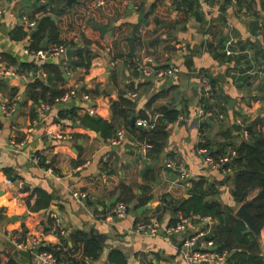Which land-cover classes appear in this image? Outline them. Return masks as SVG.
Listing matches in <instances>:
<instances>
[{"label":"crops","instance_id":"1","mask_svg":"<svg viewBox=\"0 0 264 264\" xmlns=\"http://www.w3.org/2000/svg\"><path fill=\"white\" fill-rule=\"evenodd\" d=\"M155 1L129 0L128 12L122 19H113L112 26L124 22L136 25L141 31L146 24L143 23L145 14ZM165 3L169 7L170 18L176 19L179 0H174V5L169 0ZM260 5V0H194V10L188 18L151 43L158 52L167 45L175 48L164 54L162 63L150 57L141 59L140 52L134 51L135 62L154 69L177 66L179 73L171 80L147 79L138 70L135 72L130 63L112 60V32L107 28L103 36L100 33L106 48H88L95 56L87 71L71 67L77 56L67 60L64 54L46 61L58 65L63 71L66 84L57 88L76 92L74 98L55 103L49 111H40L24 97L26 85L21 81L0 77V104L9 100L12 92L21 97L11 123L0 116V254L12 256L17 264H40L26 247H18L13 233L21 238L25 231L24 245L34 238L43 246L58 244L54 229L47 230L52 213L58 216L66 234L80 230L102 243L99 260L92 264H106L112 250L120 251L128 264H186L179 249L188 238L196 235H201L198 247L204 250L207 245L204 237L216 224L210 218L193 219L183 232L169 234L166 230L174 215L172 207H168L161 214L156 235L137 234L133 229L138 222L154 216L163 197L179 202L191 196L187 183L177 182L176 172L165 167L167 159L181 161L190 172L191 180L203 178L210 191L207 201L218 202L235 215L240 205L231 196L233 174L223 175L205 166L197 148L202 136L204 144H208L209 156L217 154L218 147L224 143L228 144L224 151L228 154L245 141V127L253 121L264 125V50L255 39ZM138 7L144 11L137 10ZM40 8L41 4L35 0H0V9L3 10L0 19V69L17 68L23 63H33L35 68L39 64L38 60L24 54L27 42L12 41L9 34L19 27V18L23 16L36 21L41 16ZM154 18L150 15L147 20L153 21ZM209 27L216 28L218 34L215 38L211 34L213 31L206 32ZM214 39L216 46L210 51L209 42ZM228 41L233 44L231 56L223 52ZM75 45L76 48H85L80 41ZM133 48L130 47L131 51ZM248 54L252 57L249 58ZM9 59L15 60L16 64L11 65ZM201 75L208 77L215 91L214 100L210 103L212 109L209 110L213 117L207 120H199L198 117L203 108L198 91ZM85 90L90 101L83 98L85 93L82 91ZM157 94L162 96L151 102ZM121 97L131 103L129 120L131 117L136 121L142 119L141 115H147L149 119L159 116L157 124L160 115L156 110L161 106L181 112L179 117L185 120L179 124H167L168 136L159 154L151 155L148 147L139 142L142 129L129 130L130 126L124 128L122 121L112 120L111 105ZM70 107L77 108L80 117L89 115L95 120L113 122L117 125L116 132L125 131L123 142L109 148L99 132L80 126L78 121L57 122L58 113ZM238 127L240 131L236 129ZM28 132L30 136L24 141L23 135ZM48 133L62 134L66 138L53 139ZM224 133L228 136L225 137ZM38 154L49 160L54 173L50 174L38 166ZM5 168L13 169L18 179L14 182L7 180L2 172ZM120 184L132 188L138 197L135 204L141 198L149 197V210L135 218L128 214L119 221H106V215L119 197ZM24 189L29 193L23 192ZM35 189L49 195V208L32 211L27 207V200L30 207L34 206ZM257 193L258 190L251 191L248 199ZM30 194L33 196L28 197ZM82 195L85 196L80 198ZM114 199L115 203H112ZM137 218H140L138 222ZM260 237L264 252V230Z\"/></svg>","mask_w":264,"mask_h":264},{"label":"trees","instance_id":"2","mask_svg":"<svg viewBox=\"0 0 264 264\" xmlns=\"http://www.w3.org/2000/svg\"><path fill=\"white\" fill-rule=\"evenodd\" d=\"M67 1L35 0V2L43 6L39 9L41 16L35 21L37 28L33 35L30 36V32H25L22 27H15L10 32L9 37L15 42L26 41V48L33 51L59 46L74 48L76 47L74 39L77 38L87 51L77 56L72 61L71 67L73 69L81 68L85 71L90 68L91 61L95 56L88 48L92 46L102 49L106 48L104 39L97 27H104L112 32L111 59L130 63L136 72L140 62L134 61V51L140 52L141 59L150 57L157 63H162L165 60L164 54L175 48L167 45L161 52H158L153 49L154 44L151 45V43L162 34H167L176 24L184 22L190 12L194 10V0H179L177 17L176 19H171L169 7L165 3L167 0H156L145 14L143 23L146 22V24L144 28L141 31L138 28L134 31L133 25L129 23L121 22L114 26L111 24L113 19H122L128 12L129 0H75L71 6L67 5ZM169 1L174 5V0ZM98 2H102L103 5L98 6ZM263 2L264 0H260V3ZM136 3H133L134 6ZM137 10L144 11L141 7H138ZM150 15L155 16V18L153 21L148 22L147 19ZM52 16L56 18V21L51 19ZM209 31H213L211 33L213 38L218 34L215 32V27H209L206 32ZM130 42L133 43V51L130 49ZM213 46H216V39L209 42L210 51ZM9 60L11 65L16 64L15 60ZM16 67L21 72L34 70L33 63H23ZM161 68H167V66ZM43 69L46 73V80L36 79L26 85L24 92V97L37 107L45 103L53 106L56 100L61 99L66 93L71 91L57 88L58 85L64 86L66 84L61 67L53 63H45ZM82 92L88 94L86 90ZM93 94H96V91ZM14 95L15 93L12 92L11 97ZM161 96L162 94L153 96L151 102ZM201 104L206 110L212 109V105L207 101L202 100ZM131 109V103L121 97L119 101L111 105L112 120H120L123 127L128 128L130 126L129 112H131ZM77 110L75 107H70L59 112L57 122L70 120L75 123L78 121L80 126L99 132L103 140L108 141L114 137L117 125L113 124V122L95 120L89 115L80 117L77 114ZM156 113L160 115L157 124L151 130L142 129L138 138L140 143L148 147L151 155L161 152L168 136L167 124L175 123L181 112L176 111L175 108L161 106L156 110ZM141 118L149 119L147 115H141ZM0 128H2L1 120ZM236 129L237 131L241 130L240 127ZM245 130L249 135L248 140L242 142L235 149L236 156L228 163L231 168V174H233L234 184L231 196L238 205L250 202L247 210L255 224L262 231L264 230V125L253 121L249 126L245 127ZM224 136L227 137V133H224ZM227 146L228 144L226 143L220 145L217 154L212 157L218 159V157L224 156ZM198 148L206 149L207 153L210 151L206 143L199 144ZM37 156L39 160L38 166L44 170L51 169L54 173L52 164H46L44 157L39 156V154ZM2 172L10 182L18 179L13 169L5 168ZM191 182L192 187L189 189L190 198L179 202L171 201L166 196L162 198L161 205L154 212V217H156L157 221L161 220V214L168 207H172L171 212L174 215L169 221V227L174 226L178 222V213L192 218V220L193 217L215 220L216 224L210 227L204 237V241L211 242L213 246H216V252L228 253L227 264H264L261 237L253 233L244 234L246 230L244 221L237 218L231 210L227 211L218 202L207 201L210 191L205 186L203 178ZM141 189L142 191L146 190L144 188ZM253 190H258V193L249 200L248 196ZM118 191L119 197L116 203H123L128 206L129 211H135L137 208L146 205L150 200L149 197L141 198L135 204V199L138 197L133 193L132 188L125 184H120ZM23 192L29 193V190L24 189ZM33 195L36 196L34 206L30 207V203L27 200V207L31 208L32 211H37L40 208H49L51 199L45 191L35 189ZM33 195L30 194L28 197ZM139 219L137 218L136 221L138 222ZM47 223L49 224L47 230H50V228L54 229V222L51 218ZM22 233L21 238L17 237V233H13V237L18 244L26 243L25 231ZM54 234L58 238L59 243L53 246L40 245L39 251L52 254L62 264H85L86 260L90 262L99 260L103 246L96 238L90 237L87 233L80 230L72 231L65 236L60 235L59 231L55 230ZM0 264H17V262L10 255L0 254ZM106 264H128V262L120 251L112 250L108 255Z\"/></svg>","mask_w":264,"mask_h":264},{"label":"built area","instance_id":"3","mask_svg":"<svg viewBox=\"0 0 264 264\" xmlns=\"http://www.w3.org/2000/svg\"><path fill=\"white\" fill-rule=\"evenodd\" d=\"M10 1V0H9ZM189 1V0H185ZM43 3V2H42ZM103 5L102 2H98V6ZM3 10L0 9V19L2 18ZM18 26L22 27L26 32H31L34 30L36 26V22L23 16L19 18ZM256 34L255 39L258 41L260 48L264 50V2L261 3L259 11H258V17L256 19ZM78 39H74V43L78 44ZM232 41H228L225 43V46L223 47V52L226 56L233 55L232 51ZM77 47V46H76ZM74 47V48H76ZM68 48L64 46L59 47H52L46 50H28L27 48L24 49V54L30 57H33L34 59L38 60L39 64L37 65L34 70H27L24 72H21L17 68H7L3 67L0 69V77L2 78H14L19 81H21L23 84L27 85L29 83H32L36 79L46 80V73L43 69V65L46 63V61L50 58H57L65 54L66 50ZM248 57L251 58L252 56L248 54ZM250 60V59H249ZM137 70L142 74L143 77L147 79L152 80H166V79H173L177 76L179 73V68L177 66H169L167 68H157L154 69L151 66L144 65L142 63H139V66ZM199 96L201 100H205L209 103H212L215 97V91L208 79L205 75H201L199 78ZM76 96V92L69 91L66 93L61 99L56 100L57 102H66L70 99L74 98ZM84 100L90 101V96L87 94L83 95ZM21 103V97L19 95H14L6 102L0 104V116L9 124L11 123L12 117L16 114V112L19 109V104ZM52 105L45 103L41 104L39 107L40 111H49L51 109ZM159 116H156L154 119H139L135 121V126L140 127L144 130H151L156 125V119ZM199 120H207L211 119L213 117V112L204 109V107L199 111ZM185 119L183 117H179L176 121V124L181 123ZM31 132V131H30ZM30 132L28 134L24 135V141L28 139L30 136ZM2 135V128H0V137ZM48 136L50 138H66L65 135L57 134L53 135L52 133H48ZM245 141L248 140L249 135L247 131L244 132ZM69 138H71L69 136ZM125 138V131L119 130L116 132V135L109 139L108 146L109 148L119 146ZM199 144H204V140L202 139V136L200 137ZM197 153L203 157V164L207 167H210L211 169L217 170L223 175H229L231 174V168L228 166V163L236 156V152L232 151L228 154L215 159L212 156H209L207 153V150L203 148H197ZM105 161L107 160V157L105 156ZM46 164H49V160L46 159ZM165 167L173 170L176 172V181L187 183L188 188L190 189L192 187L191 175L188 171L187 167L181 162L176 160L167 159L165 161ZM48 173L52 174L53 172L51 169L45 170ZM77 196V195H75ZM85 195L80 196V198L84 197ZM129 214L128 206L124 205L123 203H116L114 207L111 209V211L106 215L105 219L106 221H119L124 218H126ZM51 218L54 222V231H59L60 235L65 236L66 230L61 226L60 219L58 216L54 213L51 214ZM193 219H198L196 217H193ZM192 220V218L185 217L181 213H178V222L174 225L169 227L166 231L169 234H177L181 233L185 230L186 225ZM208 220V219H207ZM159 228V223L156 219V217H150L147 218L145 221L138 222L133 231L137 234L141 235H156ZM201 237V235H196L193 237L188 238L180 247L179 251L181 254L182 259L186 264H218V263H225L226 260L229 257V254L226 252L218 253L216 250H212L213 244L211 242H206V248L204 250H200L198 247V239ZM18 247L24 246L26 249L32 253L35 257V259L40 264H62L59 263L56 258L47 252L39 251V247L41 245V242L34 238L30 242H28L26 245L24 244H18ZM210 247V248H208ZM85 264H92V262L86 260Z\"/></svg>","mask_w":264,"mask_h":264},{"label":"water","instance_id":"4","mask_svg":"<svg viewBox=\"0 0 264 264\" xmlns=\"http://www.w3.org/2000/svg\"><path fill=\"white\" fill-rule=\"evenodd\" d=\"M73 2H75V0H68L67 1V5L71 6L73 4ZM43 5H41L42 7ZM51 19L53 21H56V18L54 16L51 17ZM140 19H143V14H141ZM37 28V25L35 26L34 30H32L30 32V36L33 35L35 29ZM137 26L134 25L133 29L136 30ZM97 30L102 34V36L106 33V29L104 27H98ZM132 42H130V47L132 49ZM86 51V48H68L65 52V57L67 60H71L73 57L78 56L83 54ZM171 82V81H168ZM135 117H131L130 119V127L129 130H131L132 128H137L139 130H141L142 128L135 126ZM210 202V201H208ZM112 203H115V199L112 200ZM250 202H245L243 204H241L238 209L235 212V216L239 219H241L242 221H244V223L246 224V230L244 231V234H249V233H253L256 236H260L261 235V229L255 224L252 216L249 214L247 207L249 206ZM147 210H149V205L146 204L144 206H141L139 208H137L135 211H130L129 212V216L132 218L141 216L143 213H145ZM70 245V244H69ZM216 246H214L212 248V250H216Z\"/></svg>","mask_w":264,"mask_h":264}]
</instances>
